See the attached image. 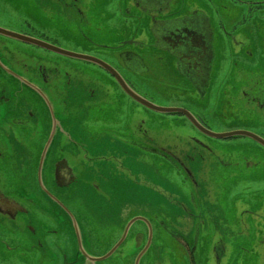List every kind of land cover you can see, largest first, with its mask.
<instances>
[{"label": "flooded vegetation", "instance_id": "flooded-vegetation-1", "mask_svg": "<svg viewBox=\"0 0 264 264\" xmlns=\"http://www.w3.org/2000/svg\"><path fill=\"white\" fill-rule=\"evenodd\" d=\"M23 1L49 29L14 32L72 33L75 52L117 78L0 34V43L57 59L0 61V263L238 264L249 254H231L235 235L262 246L264 258V146L222 142L128 93L154 103L139 49L158 55L162 78L188 105L163 107L189 111L205 130L214 96L264 116V33H233L224 22L235 9L238 22L252 16L258 27L264 0ZM108 5L129 21L122 29ZM185 125L211 141L182 138Z\"/></svg>", "mask_w": 264, "mask_h": 264}, {"label": "rangeland", "instance_id": "rangeland-1", "mask_svg": "<svg viewBox=\"0 0 264 264\" xmlns=\"http://www.w3.org/2000/svg\"><path fill=\"white\" fill-rule=\"evenodd\" d=\"M118 0H106V2L110 3L113 2L114 4ZM245 1H252V0H245ZM26 8V9H25ZM124 11L125 9L122 8ZM107 13H110L114 20V28L122 29L127 22L126 19L121 17V12L118 11L114 12L111 6L108 5L107 9H105ZM33 10L30 6L26 7L23 0H0V28H5L8 26L12 28L11 30L17 32H26L29 29H36V30H45L49 29L47 24L42 22V20L36 19L33 15ZM250 10H247V14ZM32 13V14H31ZM236 11L235 9H230L229 16L224 18V22L226 25V29L229 31H234L233 33H264V14L262 15L261 22L257 27L255 25L254 18L246 16L244 20L237 21L235 18ZM252 14V13H251ZM33 15V16H32ZM133 30L136 28V23L134 20L130 21V26L127 28ZM51 29V28H50ZM8 30V29H7ZM10 30V31H11ZM31 38L37 39L36 37H43L48 39L49 41L56 42L60 49L70 51L73 53L77 49V45H80L79 42L74 41L75 36L72 33H65L67 37L64 36V33H29ZM98 40L106 41L110 40V35L106 33H95ZM120 36V33H114ZM122 37V36H121ZM114 39L115 36H112ZM119 39V37H116ZM39 40V39H37ZM22 48V47H21ZM14 46L11 43L3 42L0 43V61L3 63L6 62H15V63H22V62H32L35 64H42L46 66L47 63H50L54 60V56L47 55L44 51L36 50L35 48H31L32 50H24ZM140 56L144 59L145 66L149 69L148 72L143 74L145 79H148V84L144 89L146 94L153 98L155 104L163 106H179V105H186L183 100L176 97L177 91L175 85L172 83H165V80L162 78L163 65L160 64V61H157V54L151 56V53H142L141 50L138 49ZM63 61V60H59ZM262 62V64H261ZM245 66L248 71H253V61L249 59H245ZM260 69L261 73L264 76V51L261 53L260 58ZM234 76V75H232ZM159 77V78H158ZM239 77L236 74V78ZM153 79H158V82H154ZM165 83V84H164ZM173 92V93H171ZM167 95L174 96L168 97ZM152 103V102H151ZM153 103V104H154ZM190 109V107H188ZM200 107L194 109L195 111H199ZM206 111L202 113L204 117L207 119V124H209L211 131L214 133L218 132H227L232 130H244L250 133H253L264 140V116H260L258 112H255L253 107L245 106L242 102H235L234 104H230V107L221 104V101L217 99L216 96L208 101L206 105ZM193 109V108H192ZM191 110V109H190ZM152 114V113H151ZM162 114V113H161ZM174 130V129H173ZM177 133H181L182 138H190V137H197L203 141H211V139H201L199 135H196L193 129L188 126H182L181 129L176 128ZM261 135V136H260ZM220 141V140H216ZM222 142H230V143H248L251 142L247 138L244 137H236V138H229L225 140H221ZM242 153V152H241ZM155 176L158 175L157 172H154ZM156 178V177H155ZM152 179V178H151ZM247 186L253 189V182L246 181ZM143 199L147 197V195L141 196ZM253 203V201H251ZM234 239L232 240V249L231 254H238L244 253L247 251L249 255H245L246 257H241L238 259L237 263L244 262L245 264H264L263 258V249L262 246L260 247L257 243L249 241L248 239L241 238L239 236H233ZM195 257V255H194ZM236 263V262H235ZM1 264V263H0Z\"/></svg>", "mask_w": 264, "mask_h": 264}, {"label": "water", "instance_id": "water-1", "mask_svg": "<svg viewBox=\"0 0 264 264\" xmlns=\"http://www.w3.org/2000/svg\"><path fill=\"white\" fill-rule=\"evenodd\" d=\"M0 34L5 36V37H9L11 39H15V40L22 41L25 43H29V44H32V45H35L38 47H42L44 49H47L49 51H52L54 53H57L59 55H62V56L68 57V58L77 59V60H84V61H88L91 63H95L97 65L102 66L103 68H105L109 72H111L117 78V75L110 69V67L108 65H106L101 60H99L95 57L66 51V50L57 48L55 46H52L48 43H45L43 41L28 37V36H25V35H22V34H19L16 32H12V31L4 29V28H0ZM128 93L130 94V96L135 101H137L138 103L142 104L143 106H145L146 108H148L154 112L162 113V114H181V115H183L184 117H186L189 120V122L192 125H194L199 130H201L205 135L210 136L212 138L227 139V138H232L234 136H243V137H246L252 141L260 143L264 146V140L261 137L255 135L253 133H250V132H247L244 130H233V131L224 132V133H214L211 131H207L200 126V124L197 122L195 117L189 111H187L183 108H180V107H161V106L153 104L147 100H144L143 98H141V96H139L138 94H136L134 92L130 91Z\"/></svg>", "mask_w": 264, "mask_h": 264}]
</instances>
